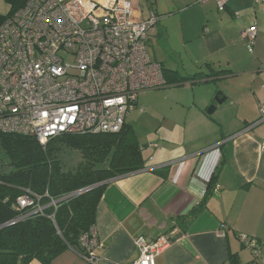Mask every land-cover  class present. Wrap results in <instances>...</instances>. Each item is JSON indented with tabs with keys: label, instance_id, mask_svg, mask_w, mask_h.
I'll return each mask as SVG.
<instances>
[{
	"label": "crops",
	"instance_id": "obj_1",
	"mask_svg": "<svg viewBox=\"0 0 264 264\" xmlns=\"http://www.w3.org/2000/svg\"><path fill=\"white\" fill-rule=\"evenodd\" d=\"M129 1L130 21H145L152 12L157 17L146 50L163 70L166 86L158 90L180 112L167 121L172 131L181 123L185 137L140 145L144 169L106 184L94 223L102 244L98 264H131L138 236L154 241L168 235L171 243L156 264H263L239 237L254 238L264 251V126L257 124L264 105V8L258 0H228L221 12L212 1ZM250 26L256 28L255 57L242 37ZM197 74L204 77L170 83ZM217 80L224 102L237 109L226 133L211 127V103L197 99L194 87ZM53 264L89 263L68 249Z\"/></svg>",
	"mask_w": 264,
	"mask_h": 264
},
{
	"label": "built area",
	"instance_id": "obj_2",
	"mask_svg": "<svg viewBox=\"0 0 264 264\" xmlns=\"http://www.w3.org/2000/svg\"><path fill=\"white\" fill-rule=\"evenodd\" d=\"M210 1L219 12L228 2L198 3ZM258 3L264 8V0ZM131 16L129 0H27L0 25V133L43 146L64 134L120 132L138 96L166 86L161 66L146 50L157 17L152 12L132 22ZM242 37L251 46L255 26ZM257 124L264 126V105ZM18 203L35 206L29 197ZM239 241L264 263L262 245L247 236ZM170 243L169 235L154 241L138 236V258L131 264H156ZM79 247L86 262L99 263L102 244L94 227L81 235Z\"/></svg>",
	"mask_w": 264,
	"mask_h": 264
},
{
	"label": "trees",
	"instance_id": "obj_3",
	"mask_svg": "<svg viewBox=\"0 0 264 264\" xmlns=\"http://www.w3.org/2000/svg\"><path fill=\"white\" fill-rule=\"evenodd\" d=\"M4 1L10 11L0 15V25L27 0ZM203 77H176L170 83ZM0 148L10 168L0 172V264H53L68 249L80 253L79 239L95 228L106 184L81 191L144 169L141 146L126 124L116 134H64L43 146L31 137L0 133ZM61 148L79 154L76 168L63 170ZM216 179L214 172L206 193ZM23 197L35 206L20 207L18 200Z\"/></svg>",
	"mask_w": 264,
	"mask_h": 264
},
{
	"label": "rangeland",
	"instance_id": "obj_4",
	"mask_svg": "<svg viewBox=\"0 0 264 264\" xmlns=\"http://www.w3.org/2000/svg\"><path fill=\"white\" fill-rule=\"evenodd\" d=\"M139 3V8H146L145 2L139 1ZM9 11V5L6 4L4 0H0V15L5 16ZM244 49L247 54L253 55L251 57H255V47L253 44L250 46L249 42L246 41ZM218 81L219 80L216 82L199 84L194 87L197 99L202 102L206 101L211 103L207 109L211 105H215L214 113L209 116V121L215 124H211V127L215 128L216 132L223 130V132L225 131L226 133L228 130L232 129L231 126L237 109L231 110L226 102L220 105L215 104V97L217 95H222L224 97L223 94L225 92L223 84L221 85ZM163 91L164 89L153 90L140 94L134 106V110L126 117L125 123L131 128L137 142L142 146L168 138H178L179 140L183 138V125L179 123L175 130L172 131L173 129H171V125L167 121V118L178 119L180 112L177 110L178 108L174 106L175 100L172 97L165 96ZM189 96L191 97V95ZM147 156V152L145 151L143 157L145 158ZM59 157L62 161L63 170L65 171L76 168L77 164L81 161L78 153L64 148L60 149ZM9 170L8 161L0 148V172H7Z\"/></svg>",
	"mask_w": 264,
	"mask_h": 264
},
{
	"label": "water",
	"instance_id": "obj_5",
	"mask_svg": "<svg viewBox=\"0 0 264 264\" xmlns=\"http://www.w3.org/2000/svg\"><path fill=\"white\" fill-rule=\"evenodd\" d=\"M222 102H224V98H223L222 96H220V95H217V96L215 97V104H216V105H220V104H222ZM214 110H215V105H211V106L207 109L206 114H207V115H211V114L214 112ZM107 183H108V182H106V183H102V184H100V185L93 186V187H91V188H87V189H85V190H83V191H81V192H86L87 190L93 189V188H95V187H97V186H101V185H103V184H107ZM81 192H80V193H81Z\"/></svg>",
	"mask_w": 264,
	"mask_h": 264
}]
</instances>
